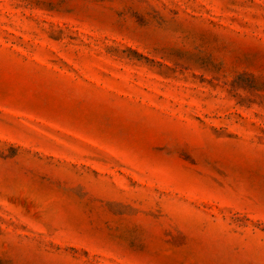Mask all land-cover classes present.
Instances as JSON below:
<instances>
[{
	"label": "rangeland",
	"instance_id": "rangeland-1",
	"mask_svg": "<svg viewBox=\"0 0 264 264\" xmlns=\"http://www.w3.org/2000/svg\"><path fill=\"white\" fill-rule=\"evenodd\" d=\"M0 264H264V0H0Z\"/></svg>",
	"mask_w": 264,
	"mask_h": 264
}]
</instances>
